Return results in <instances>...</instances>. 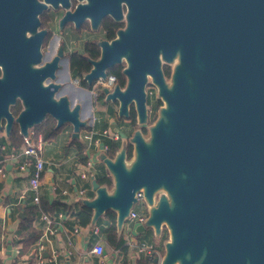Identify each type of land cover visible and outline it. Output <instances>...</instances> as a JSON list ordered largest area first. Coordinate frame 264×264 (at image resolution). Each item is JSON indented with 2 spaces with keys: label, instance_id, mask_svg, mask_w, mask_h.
<instances>
[{
  "label": "water",
  "instance_id": "obj_1",
  "mask_svg": "<svg viewBox=\"0 0 264 264\" xmlns=\"http://www.w3.org/2000/svg\"><path fill=\"white\" fill-rule=\"evenodd\" d=\"M121 3V13L119 0L110 7L91 0L78 7L89 11L92 26L106 14L124 24L116 38L101 40L100 56L90 60L84 79L97 83L124 59L127 83L123 89L106 85L105 101L117 102L122 115L133 99L143 122L150 76L164 106L148 140L133 133L129 164L123 149L111 158L99 146L109 174L90 176L94 196L85 205L94 218L114 211L122 226L142 188L151 208L146 223L132 232L149 226L159 234L162 223L168 226L161 264H264V0ZM174 57L167 85L161 59ZM56 66L0 62V131L8 134L17 123L26 134L46 115L72 138L90 126L80 104L56 95ZM17 104L15 115L11 107ZM107 177L108 189L100 183ZM160 188L168 197L154 203Z\"/></svg>",
  "mask_w": 264,
  "mask_h": 264
},
{
  "label": "crops",
  "instance_id": "obj_2",
  "mask_svg": "<svg viewBox=\"0 0 264 264\" xmlns=\"http://www.w3.org/2000/svg\"><path fill=\"white\" fill-rule=\"evenodd\" d=\"M98 89L95 85L88 94L92 105L85 108L82 118L90 126L81 129L80 133L89 135L90 132H99L108 127L109 141L103 137L99 139V135H93L91 140L82 139L81 135L72 138L70 134L55 138L54 128H30L34 140L42 141L41 157L44 168L38 204L32 201V191L29 188L32 158L23 154V141L15 145L11 143L4 129L0 131V264H135L139 258L149 257L153 261L156 259L155 256L139 251L138 245L145 242L160 249L161 239L154 240L151 234H144V231L132 232L138 224L135 221H128L126 226H117L124 239V249H114L109 244L105 232L109 220L105 213L93 217L89 224L81 225L79 222L78 213L86 200L94 196L90 189V176L94 174L105 177L109 174L105 164L99 160V146H107L106 144L112 142L117 148L116 151H119L123 142L117 140V136L119 132L125 131L117 117L118 106L110 103L108 111L102 109L97 96ZM149 105H152L151 100ZM90 159L94 164L86 170L85 163ZM22 163L25 164L24 169L19 167ZM82 171L87 172V178L81 177ZM80 188L85 189L83 194L78 193ZM143 205L141 203L140 208L135 210L146 213ZM31 207L35 208L33 215L29 213ZM42 212L54 217L53 233L41 240L42 249L37 252V242L47 226L41 216ZM27 214L32 217V231L37 238H28L22 242L19 241L17 233ZM95 244L103 247L101 254L92 251ZM38 254L43 259L42 262L39 261ZM53 255L55 259L51 260Z\"/></svg>",
  "mask_w": 264,
  "mask_h": 264
},
{
  "label": "flooded vegetation",
  "instance_id": "obj_3",
  "mask_svg": "<svg viewBox=\"0 0 264 264\" xmlns=\"http://www.w3.org/2000/svg\"><path fill=\"white\" fill-rule=\"evenodd\" d=\"M89 1L0 0V62L11 64L19 61L33 66L55 63L57 66L53 68L52 74L59 84L56 95H66L69 104H80L81 117L85 108L92 105V100L88 98V94L95 85L99 87L97 90L99 104L102 109L108 111L111 102L105 101L103 88L106 85L111 86V88L118 85L123 89L127 83V77L123 72L126 66L124 59L109 67L105 71V78L98 80L97 83L89 84L84 79V75L89 70L82 74L77 73L76 76L72 73V63H75L76 66L79 63L84 65L85 61L90 63L91 59H98L101 52V40L111 41L116 38L123 23L121 19H115L106 14L98 17L96 25L92 26L89 11L78 8L80 5L88 4ZM91 1L96 6L99 4L109 7L116 2V0ZM119 9L121 13V0H119ZM105 23L109 28H105ZM110 31H112V36H109ZM91 53L94 57L91 56ZM71 79H75L76 82L74 83ZM149 103L150 101L146 96V111L143 122L139 121L133 99L127 103L126 113L120 115L117 110V117L125 129V131L118 133L117 140L123 142L120 149L125 151L124 161L126 164L131 162V157L134 155V145L131 140L133 133L139 130L145 140V134L150 133L154 107ZM114 104L118 106L117 102ZM47 121L53 123V137L57 138L62 135L61 129L55 128V120L49 115H46L39 124ZM103 130L105 133L101 134ZM96 133L97 131L93 132L92 136L99 135V139L103 137L109 141L110 131L108 127L100 130L99 134ZM106 145L105 153L109 156L111 146ZM128 148L131 149L130 157L126 154Z\"/></svg>",
  "mask_w": 264,
  "mask_h": 264
},
{
  "label": "built area",
  "instance_id": "obj_4",
  "mask_svg": "<svg viewBox=\"0 0 264 264\" xmlns=\"http://www.w3.org/2000/svg\"><path fill=\"white\" fill-rule=\"evenodd\" d=\"M149 76L147 77V82L145 84V93L147 98L149 99V101H152V105L154 104V102L159 98L157 95V88L153 83H150L149 81ZM32 128V127H31ZM99 134V132H97ZM96 133V134H97ZM105 130H103L101 132V134H104ZM92 134L93 132H90L89 135L88 134H80L82 139H88L91 140L92 139ZM22 135V140H23V146H22V152L24 155L31 157L32 161L30 162L31 166H32V170H31V174L29 177V188L32 191V201L34 203H39V186L41 184V175H42V171L44 168V161L41 157V150H42V141L40 139L38 140H34L33 136H32V132H30V128L27 130L26 134H21ZM104 149H107V146L104 145ZM29 164V165H30ZM91 165V160H87L85 163L86 166V170L87 167ZM19 167L21 169H24L25 164L22 163L19 165ZM82 178H87V172L86 171H82L80 173ZM85 191V189L80 188L78 190L79 194H83ZM134 196L136 198V201H145V196L143 193V189L140 188L138 190L135 191ZM146 202V201H145ZM42 218L47 222V226L45 228V231L43 232V234L41 235L40 240L37 242V248L36 251L39 252L42 249V243L41 240H43L44 238H46V236H48L49 234L53 233V229H52V224L54 222V217L49 215L46 212H42L41 214ZM148 218V214L146 213H140L137 212L135 209H133V207L131 206L127 215L125 216V221H135L139 224H145ZM76 230V228H75ZM138 250L139 251H144L146 253H148L149 256H155L156 258V264H161L162 258H163V253L161 252L160 249H157L155 247H153L152 245H149L145 242H141L138 245ZM92 251L101 254L103 251V247L100 244H95L92 248ZM38 258L39 261L42 262L43 259L40 257V255L38 254ZM55 259V255H53V257L51 258V260Z\"/></svg>",
  "mask_w": 264,
  "mask_h": 264
},
{
  "label": "trees",
  "instance_id": "obj_5",
  "mask_svg": "<svg viewBox=\"0 0 264 264\" xmlns=\"http://www.w3.org/2000/svg\"><path fill=\"white\" fill-rule=\"evenodd\" d=\"M123 23H122V27H123ZM105 28H109L107 23H105ZM109 36H112V31L109 32ZM91 56L94 57L91 53ZM91 67V64L85 61L84 65H81L80 63L76 66L75 63L71 64V70L73 75H77V73L82 74L84 72H87ZM163 70V74L166 78H168L170 76L171 73V69L164 65L162 67ZM117 71H119V69H117ZM155 103V102H154ZM154 106V104H153ZM21 109L20 105L17 104L13 107H11V111L13 112V114H17L19 112V110ZM35 128H37V130L39 128H53V123L51 121H47L43 124H37L35 125ZM7 137L9 138V140L11 141V143L18 145L20 144L23 140H22V135L19 132V127L17 125V123H14L13 126L11 127L9 133L7 134ZM2 140L0 139V145H1ZM108 146H111V150L109 152V157H114L115 152H116V147L115 145L110 142L108 144ZM126 154L128 157L131 156V149L128 148L126 151ZM100 183L102 185H105L108 188H111L112 186V180L110 179V177L104 178L103 180L100 181ZM33 210H35V208L31 207L29 213H31V215H33ZM106 215V218L109 220V225L105 228V232L107 235V239L109 244L114 248V249H124V239L122 237V235L120 234L119 230L117 229V221H116V214L114 211L112 210H108L104 212ZM78 218H79V222L81 225H86L89 224L90 221L93 219V209L90 208L87 205H84L82 210L78 213ZM18 238L19 241L21 240L22 242L26 241L28 238H32L33 240H35L37 238V235L32 231V217H30V215L27 214V216L25 218L22 219L21 224L19 225V229H18ZM168 236L167 231H161L160 234V239L161 241L160 243V250L161 252L164 254V241L163 238H166ZM135 264H156L153 261V258H149V257H144V258H139Z\"/></svg>",
  "mask_w": 264,
  "mask_h": 264
},
{
  "label": "rangeland",
  "instance_id": "obj_6",
  "mask_svg": "<svg viewBox=\"0 0 264 264\" xmlns=\"http://www.w3.org/2000/svg\"><path fill=\"white\" fill-rule=\"evenodd\" d=\"M177 62H178V57H174L170 62H168V63H166V62H164L162 59H161V65H162V67L164 66V65H166V66H168L170 69H171V72L173 71V69H174V67H175V65L177 64ZM149 81H150V83H152V80H151V77L149 76ZM166 83H167V85H170L171 84V77H168V78H166ZM164 106V102L160 99V98H158L156 101H155V103H154V109H153V112H152V120H151V124H150V126H152L154 123H155V121L160 117V115H161V113H160V109L162 108ZM152 107V108H153ZM149 126V127H150ZM149 137H150V133L149 132H147L146 134H145V138H146V140H148L149 139ZM133 157H134V155H133ZM133 157H132V159H133ZM132 159L130 160V161H132ZM161 195H166L167 196V193L164 191V189L163 188H160V189H158V191L156 192V194H155V198H154V203L156 202V200H158V198L161 196ZM168 197V196H167ZM142 200H140V201H136V202H134L133 203V205H132V207H133V209H139L140 207V204L141 203H144V205L142 206L143 207V211L144 212H146V213H149V210H150V208H151V205H149L147 202H141ZM128 221H124L123 222V225H125L126 226V223H127ZM167 231V233H168V236L166 237V238H163V241H164V246H165V243L166 242H168L169 240H170V233H169V229H168V226L165 224V223H162L161 224V227H160V233H159V236H157V234L155 233V231L151 228V227H149V226H147L146 227V229L144 230V234H151L152 236H153V238L152 239H159L160 238V234H161V231ZM146 237V236H145ZM165 250V249H164ZM164 255V254H163ZM175 264H179V261H176L175 262Z\"/></svg>",
  "mask_w": 264,
  "mask_h": 264
}]
</instances>
